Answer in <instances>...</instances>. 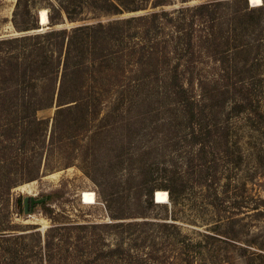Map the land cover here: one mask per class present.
Returning <instances> with one entry per match:
<instances>
[{"label": "trees", "instance_id": "obj_1", "mask_svg": "<svg viewBox=\"0 0 264 264\" xmlns=\"http://www.w3.org/2000/svg\"><path fill=\"white\" fill-rule=\"evenodd\" d=\"M171 1L16 0L11 18L15 34L0 37V200L13 187L75 161L96 180L98 171L91 166L99 162L102 149L121 151L115 157L117 163H129L132 168L126 187L144 195L146 203L154 205L156 190L167 193L166 210L172 220L185 199L183 176L188 169L194 176L191 180L204 186L209 204L219 200L221 177L227 187L245 188L246 181L239 175L231 178L221 172L218 176L215 166L217 160L230 156L227 160L240 169L244 149L232 120L248 121L261 114L247 82L251 76L246 73L248 61L257 56L254 53L264 39V4L251 7L247 0H206L165 10ZM225 4L232 6V12L224 16L229 31L223 46L234 50V57L238 56L234 62L242 65L236 81L231 74L221 77L210 71L220 63V8ZM39 7L47 9L45 30L38 24ZM146 10L106 23L56 28L64 19L77 22ZM253 32L247 41V33ZM232 89L237 96L234 101ZM52 107L53 117H38V111ZM150 124L158 134L183 140L191 149L189 157L180 162L185 164L183 173L172 168L175 163L167 155L152 156L134 146L140 129ZM230 134L235 135L231 150L227 147ZM100 180L109 208L117 203L122 212L123 192L128 189L119 191L115 177ZM113 197L119 200L114 202ZM16 201L21 203L20 198ZM109 212L112 220L128 218L112 208ZM138 225L121 221L105 226L120 229L116 234L122 236L128 230L136 231L133 227ZM160 226L173 227L165 222ZM27 236L29 243L22 244L26 249L23 263L19 239L10 242L0 236V249L9 258L4 264H50L54 236L46 233L43 244L39 232ZM124 246V242L117 244L108 257L130 254Z\"/></svg>", "mask_w": 264, "mask_h": 264}, {"label": "rangeland", "instance_id": "obj_2", "mask_svg": "<svg viewBox=\"0 0 264 264\" xmlns=\"http://www.w3.org/2000/svg\"><path fill=\"white\" fill-rule=\"evenodd\" d=\"M183 1L172 0L164 9L171 11L192 7L206 0ZM15 3L16 0H0V37L15 34L11 24ZM254 4L252 6L259 7L264 4V0H255ZM41 10L47 12L44 7H39L36 9L37 14ZM149 10L122 15H99L96 19L77 22L64 19L56 28L70 29L84 23H106L141 15ZM231 12L232 6L228 4L220 8V63L215 71H210L221 77L231 74L236 81L240 79L242 65L239 61L234 62V58L238 57H234L235 51L223 46L229 31V22H224V16ZM261 24L264 26V16ZM45 26L41 28L47 29ZM253 36L254 32L251 35L247 33V41ZM261 41V46L254 53L257 56L247 63L246 73L251 76L247 82L249 88H253L261 114L251 116L248 121L239 117L232 120L243 145V163L237 169L227 160L230 159L228 156L223 161L217 160L218 165L215 166L218 176L221 172L231 178L239 175L246 181L245 188L237 190L232 185L227 187L226 180L221 177L218 182L219 200L216 205L209 204L210 198L204 186L191 180L194 176L188 169L183 176L185 199L175 213V220H172L170 211L166 210V206H169L167 193L156 190L152 194L154 205L146 203L144 195L134 188L126 187V178L132 168L129 163H117L115 157L121 151L102 149L98 153L99 162L91 166L98 171L96 180L91 179L82 165L75 161L67 168L44 173L35 180L13 187L7 198L0 200V236L8 238L10 242L19 239L21 246L29 243L27 235L31 232L40 233L42 244L46 233L50 237L54 236L50 264H264V39ZM234 93L232 89L231 101L237 97ZM54 111V107L46 108L38 111L37 115L47 119L53 117ZM147 127L150 129L147 130ZM115 134H118V125ZM139 134L133 140L134 146L139 145L140 151L151 152L152 156L167 155L175 163L172 168L178 173L184 172L185 164L180 162L189 157L191 149L183 140L176 142L163 137L152 124L141 128ZM234 136L230 134L227 144L229 150L232 149ZM222 155H217V158ZM112 165L114 167L110 171ZM107 176L116 178L120 184L119 191L128 189L123 192L122 212L118 211L121 206H117V203L109 208V202L105 201V194H102L103 187L99 186L98 180L105 181ZM239 194L242 195L241 199L236 198ZM18 198L21 203H17ZM30 198L40 202L32 208L28 202L25 212L24 200ZM113 198L114 202L119 200ZM111 208L116 214L123 213L128 218L112 220L109 212ZM121 221L139 225L133 227L136 231L128 230L122 236L116 234L120 229L105 226ZM163 222L173 227L163 228L160 226ZM25 235L26 238L18 237ZM121 242L130 249V254L108 257L109 250ZM25 250L23 246L18 249L21 263L24 262L22 256H26ZM41 251L44 252L43 246ZM7 259V254L0 249V264L6 263Z\"/></svg>", "mask_w": 264, "mask_h": 264}, {"label": "water", "instance_id": "obj_3", "mask_svg": "<svg viewBox=\"0 0 264 264\" xmlns=\"http://www.w3.org/2000/svg\"><path fill=\"white\" fill-rule=\"evenodd\" d=\"M247 2L249 3L250 6H252L250 0H247ZM252 7H254V6H252ZM47 22H48V19H47ZM38 24H39V27H40V28L43 27V26H42V23H41L40 13L38 14ZM28 202L30 203V207L32 208L33 205L36 204V203H39L40 200H35V199H33V198L25 199V200H24V203H23V204H24L25 212H27Z\"/></svg>", "mask_w": 264, "mask_h": 264}, {"label": "bare ground", "instance_id": "obj_4", "mask_svg": "<svg viewBox=\"0 0 264 264\" xmlns=\"http://www.w3.org/2000/svg\"><path fill=\"white\" fill-rule=\"evenodd\" d=\"M251 1V0H250ZM251 5H252V3H251ZM40 18H41V23H42V25L44 26V25H46V23H47V12L45 11V10H41L40 11ZM156 200V199H155Z\"/></svg>", "mask_w": 264, "mask_h": 264}]
</instances>
